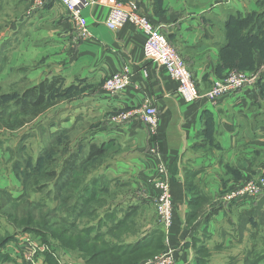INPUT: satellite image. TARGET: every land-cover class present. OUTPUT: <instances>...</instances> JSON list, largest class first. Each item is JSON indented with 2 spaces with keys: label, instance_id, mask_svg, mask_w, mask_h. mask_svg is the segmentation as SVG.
<instances>
[{
  "label": "crops",
  "instance_id": "1",
  "mask_svg": "<svg viewBox=\"0 0 264 264\" xmlns=\"http://www.w3.org/2000/svg\"><path fill=\"white\" fill-rule=\"evenodd\" d=\"M83 1L85 37L78 36L59 0L37 9L32 0H0V10L16 14L6 32L0 30V44L6 43L10 66H29V82L56 76L60 89L73 85V92L51 107L56 125L50 127L73 132L86 120L88 141L102 146L106 157L101 171L104 199L119 189L103 209L116 211L113 221L130 212L147 219L150 207L155 213L153 182L163 163L173 206L169 243L177 247L165 264H195L197 257H204L203 264H244L256 254L264 258V191L257 197L219 200L240 179L264 175V61L232 25L234 16L260 10V3ZM130 2L182 56L198 99L185 102L166 70L143 56L140 30L130 24L111 30L104 24L109 6ZM238 62L251 68H233ZM33 65L40 66L37 73H32ZM124 69L129 82L111 96L103 89L104 80ZM232 70L253 74L254 81L213 100L203 96ZM146 103L157 108L161 142L139 119L137 109ZM121 114L126 118L121 120Z\"/></svg>",
  "mask_w": 264,
  "mask_h": 264
},
{
  "label": "trees",
  "instance_id": "2",
  "mask_svg": "<svg viewBox=\"0 0 264 264\" xmlns=\"http://www.w3.org/2000/svg\"><path fill=\"white\" fill-rule=\"evenodd\" d=\"M232 25L238 28V31L241 33L240 37L245 39L243 40L240 38V42L243 43V41H247L249 45L253 43V46L264 61V10L252 11L245 15L239 13L233 17ZM251 40L253 42H251ZM5 45L6 43L0 44V54H4L0 58V66H3L6 60ZM247 66L251 68L250 64H241V62H238V64L232 67L241 70L245 69ZM59 83L58 77L51 76L22 89H11L3 92L0 87V127L15 131L38 119L57 101L64 98L63 95L69 94L71 86L60 89L57 87ZM68 132H71V129L58 128L53 131L49 130V135L53 136L54 139L34 160L28 155H26L23 160L20 159L23 141L28 138L31 133H25L24 136L26 137H21L20 142L17 143L18 153H16L13 159L12 169L16 175L22 178L21 193L18 196H14L6 187H0V217H5V220L9 221V224H12L15 228L21 227L16 231H32L40 234L42 238L44 237L43 240H46L48 237L60 238L54 229L55 223L49 219L48 211L42 212L43 209L41 207L44 203L28 200V186L31 183V178L33 179V184L37 186V189H41L47 182H52L51 190L53 195L51 199L57 201L60 205L59 208L63 209L64 212H69V210L70 212L74 211L75 216L79 217L82 213H87V210L92 212L95 209L104 210L102 177H92L83 182V179L87 175V167L89 164H92L96 156L100 157V155L103 154V148L102 146H97L87 141L84 135H80L79 139L77 138V145L68 147V144L62 143V138L65 137ZM86 141L88 143H86ZM84 142L86 143V148H83L82 144ZM58 143L60 144L58 148L65 153L67 152L65 156H63L61 150L55 149L54 144L57 145ZM57 154H59L60 158L55 157ZM21 163L23 164L22 167ZM84 172L85 174H83ZM42 178H46L47 182L42 184L39 183V180ZM94 204H96V207H93ZM70 206L73 209H70ZM127 214L121 219L114 220L110 226H107L108 231L113 236L116 235L117 238L119 237L116 231L123 226L129 218ZM105 216L107 218L109 217L107 220H113V211H111V213H105ZM64 220L65 224H75V219L70 220V223L67 219ZM89 226L90 227H88L86 231L93 229L94 227L92 226L99 228L102 226V222L99 220L95 225ZM99 230L100 229H97L92 239L99 237L101 234ZM14 233L15 232L0 240V264L10 259L5 248L7 242L13 238ZM150 235V238H145L142 242L139 241L132 244L119 243L116 246H110L108 242L104 244L101 243V247H93L92 259H94L95 256L98 257L96 259L97 261L102 258V263L98 264H115L117 262L122 264L134 258V255L138 253L139 250L143 252V258L141 260L146 259V257L148 258L151 250L158 249L159 252L164 251L165 244L160 242L159 245H155V239L158 238V236H160L161 239L163 238L162 232L154 231V233L152 232ZM72 238L73 237H66L63 242L69 245ZM81 243L82 241L80 244ZM150 246L151 248L148 249ZM142 249H144V251H141ZM49 259L53 260L50 253L46 254L44 257L45 264L49 263ZM204 262V257H197L195 259V264H203ZM244 264H254V261H252V259H247Z\"/></svg>",
  "mask_w": 264,
  "mask_h": 264
},
{
  "label": "rangeland",
  "instance_id": "3",
  "mask_svg": "<svg viewBox=\"0 0 264 264\" xmlns=\"http://www.w3.org/2000/svg\"><path fill=\"white\" fill-rule=\"evenodd\" d=\"M257 1L260 3V9L264 10V0H257ZM15 15L16 14L14 12H11V10L9 9H1L0 30H5L6 32V29L7 27H9V24L12 22V20L16 18ZM2 55L4 54L1 53L0 58L2 57ZM28 68L29 66L26 68L22 66V67H17L16 69V67H12L9 65V61L7 58L3 63V66H0V83H1L0 87L2 89L1 91L4 92L11 89H22L24 87L35 84L29 82L28 78L25 75ZM31 69L29 70H31L32 73H37L38 69H40V66L38 67L37 65L35 66L33 65ZM70 86L71 87L69 94L63 95V97H67L73 92L72 89L74 87L73 85ZM74 90L76 91L77 88ZM82 91L83 90L78 89V92H82ZM60 111L61 110L59 109L57 113L59 114ZM53 112H55V109L53 110L51 108L50 111L45 112L38 119L28 123L26 126L17 129L15 131L6 130L3 127H0V186L6 187L14 196H18L22 190V186H21L22 178L21 176L16 175L12 169L13 159L16 153H18L17 143L20 142L21 137L24 138L26 137L24 136L25 133L30 132L31 135L23 141V146L21 147V151H20V157H21L20 159L23 160L24 157L28 155L31 157L32 160H34L36 156L39 153H41L43 149L47 148V146L50 145V142L54 139V137L49 135L48 133L49 130L53 131V128H51L50 126L55 127L56 125V114ZM84 121H82L79 124L78 129H76L73 132H68V134H66V136L62 138V143L68 144V147L70 146L73 147L74 145H77L76 140L77 138L79 139L80 135L81 136L84 135L88 141L90 138L87 135L88 131L85 129L87 125L84 123ZM87 141L86 143H88ZM86 143L84 142L82 144L83 148H86ZM58 144L57 145L54 144L55 145L54 147L57 150L58 149L61 150L60 148H58V146H60V144L59 145ZM62 154L63 156H65L67 152L66 153L63 152ZM55 157L60 158L59 154H57ZM105 159L106 157L103 154L100 155V157L96 156L94 158L92 164H89V166L87 167L88 169L86 170L87 175L83 179V182L84 180L91 179L92 177L94 178L102 177L101 171L103 169L104 162L106 161ZM22 166L23 164L21 163V167ZM83 174H85V172ZM262 177H264V175L258 174L257 176L254 175L253 177L240 179L239 181L235 182V186L228 187L227 189L228 191L225 192L223 195H221L219 197V200H225L226 195L232 189L241 186L248 179H255L256 181V179H261ZM44 182H47L46 178H42L39 180V183L41 184ZM51 186H52V182H47V184L44 185L41 189H37V186L33 184V179L31 178V183L28 186V200L40 201L44 203V205L41 207L43 209L42 212L48 211L49 219L55 223L54 229L56 230L60 238L58 239L56 237L55 238L48 237L46 240H43L44 237L42 238L40 234H37L32 231L18 232L16 230L17 229L19 230V228L21 227L15 228L12 224H9V221L5 220L6 219L5 217L2 218L0 217V240L15 232L13 238L7 242V246L5 248V251L8 252L10 259L2 262L1 264H45L44 257L48 253L51 254L53 260L49 259L48 261L49 263L47 264H98V263H102L103 259L101 258L98 259L97 261L96 260L98 258L97 256H95V258L92 259V254H93L92 249L94 246L101 247V243L104 244L105 242H108L110 246H116L117 244L122 243L127 239L128 241L126 242V244L129 243L132 244L139 241L142 242L145 238H150L151 237L150 233L152 232L154 233V231L157 232L161 231L163 237L161 239V237L158 236V238L155 239L156 241L155 245H159L160 242H162V244H165L166 241L168 242V243L166 242L165 250L160 252L158 251V249L151 250L149 257L148 258L146 257V259L143 260H141L143 258L142 256L143 252H140L139 250V252L134 255V258L128 260L127 263H122V264H157L156 261H152L154 260V258L160 256L162 253H164L167 250H170V254L173 257L174 255L173 253L177 251L175 249L176 246H173L171 243H169V230L167 229L165 230L163 226L160 225L156 216V212L154 213L152 207H150L149 211L146 212L147 219L146 217H138L136 213H131V212L128 213L129 219L125 222L123 226H121L116 231V233L119 235V237L117 238L116 235L113 236L108 231V227H106L108 226V224L105 225V220L107 221V223L110 224L113 223V220L111 219L107 220L109 217L107 218L105 216V213H111V210L95 209L93 212L87 210L88 211L87 213H82L81 215H79V217H76L74 211L70 212L69 210V212L66 211L64 212L63 209L59 208L60 207L59 203L51 199L53 195ZM118 190L119 189H117L116 191L113 190L112 192L109 193V195H105V199L103 201L108 202V200H114L118 196ZM93 207H96V204H94ZM70 209L73 208L70 206ZM154 209H155V205H154ZM113 212L115 216L116 211L114 210ZM64 219H67L69 223L70 220L75 219V224L74 223H70L71 225H68L67 223L65 224ZM99 220L100 222H102V226H100L99 228L92 226L94 228L90 229L89 230L90 232L86 231V229L90 227L89 225H95V223L98 222ZM146 223L149 224L146 226L145 225ZM171 226L172 224L170 225V227ZM97 229H100L99 232L101 234L99 235V237L92 239L93 235L96 234ZM66 237L67 238L73 237L69 245H66L65 242H63ZM81 241L82 243L80 244ZM26 246L30 247L28 252L25 251ZM151 246L148 249H150ZM141 251H144V249H142ZM32 252H34V254ZM29 253H31L32 255V262H29V257L27 256V254ZM252 261H254V264H261L264 263V258L260 257L259 254H256L255 258H253ZM115 264H120V263L117 262Z\"/></svg>",
  "mask_w": 264,
  "mask_h": 264
},
{
  "label": "built area",
  "instance_id": "4",
  "mask_svg": "<svg viewBox=\"0 0 264 264\" xmlns=\"http://www.w3.org/2000/svg\"><path fill=\"white\" fill-rule=\"evenodd\" d=\"M50 0H32L35 9L44 6ZM72 18L75 30L80 37L88 35L87 23L81 14L83 0H59ZM104 24L111 30L118 29L126 24H130L144 34L142 45L143 56L158 65L162 66L169 76L177 83V92L185 102H193L200 97L197 85L191 71L185 64L181 55L168 42L166 37L154 27L147 16L138 12L137 5L133 2L128 5L114 3L109 6L105 16ZM254 81L253 74L232 70L222 79L212 83L210 88L203 94L207 99L213 100L223 94L237 90L247 83ZM129 82L127 70L114 73L104 80L103 89L111 96L118 94ZM140 121L147 127L149 134L155 141L161 142V136L157 132L158 111L152 103H146L137 109ZM120 119L126 118L125 114L119 115ZM159 175L154 177V187L157 189L155 195V212L160 225L166 230L172 224V199L170 185L166 177L163 163L157 166ZM264 191V177L261 179H248L241 186L232 189L225 200L237 199L241 197H257ZM30 247L26 246L28 252ZM31 251V250H30ZM24 253V252H23ZM34 254V252H32ZM29 262H32L31 253L27 254ZM172 255L170 250L165 251L160 256L154 258L157 264L170 262ZM150 261V262H152ZM149 263V262H148Z\"/></svg>",
  "mask_w": 264,
  "mask_h": 264
}]
</instances>
